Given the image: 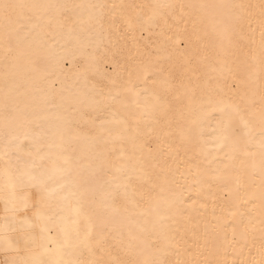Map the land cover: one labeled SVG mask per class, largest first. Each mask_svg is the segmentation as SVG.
Masks as SVG:
<instances>
[{"label":"snow or ice","instance_id":"snow-or-ice-1","mask_svg":"<svg viewBox=\"0 0 264 264\" xmlns=\"http://www.w3.org/2000/svg\"><path fill=\"white\" fill-rule=\"evenodd\" d=\"M0 256L264 264V0H0Z\"/></svg>","mask_w":264,"mask_h":264},{"label":"bare ground","instance_id":"bare-ground-1","mask_svg":"<svg viewBox=\"0 0 264 264\" xmlns=\"http://www.w3.org/2000/svg\"><path fill=\"white\" fill-rule=\"evenodd\" d=\"M117 2H120V0H117ZM124 2H129V0H124ZM135 2H144V0H135ZM176 2H184V0H176ZM243 2H247V3H258L259 0H243ZM192 203V202H189ZM193 218L195 219L197 216V213L195 211L192 212ZM3 257L0 256V259H2ZM229 259H231V257H229Z\"/></svg>","mask_w":264,"mask_h":264}]
</instances>
